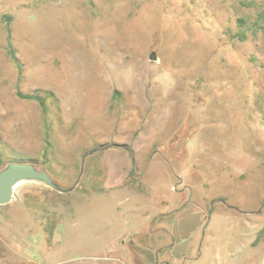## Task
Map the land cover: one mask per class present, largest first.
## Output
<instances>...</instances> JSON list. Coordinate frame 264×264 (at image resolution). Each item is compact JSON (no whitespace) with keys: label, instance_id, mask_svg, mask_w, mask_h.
Masks as SVG:
<instances>
[{"label":"rangeland","instance_id":"1","mask_svg":"<svg viewBox=\"0 0 264 264\" xmlns=\"http://www.w3.org/2000/svg\"><path fill=\"white\" fill-rule=\"evenodd\" d=\"M11 162L0 264H264V0H0Z\"/></svg>","mask_w":264,"mask_h":264},{"label":"water","instance_id":"2","mask_svg":"<svg viewBox=\"0 0 264 264\" xmlns=\"http://www.w3.org/2000/svg\"><path fill=\"white\" fill-rule=\"evenodd\" d=\"M150 58H156L154 51L151 53ZM29 179L42 180L48 186L61 192L70 190L57 185L46 170L38 169L31 162H11L0 170V205L9 203L13 198L16 185Z\"/></svg>","mask_w":264,"mask_h":264},{"label":"crops","instance_id":"3","mask_svg":"<svg viewBox=\"0 0 264 264\" xmlns=\"http://www.w3.org/2000/svg\"><path fill=\"white\" fill-rule=\"evenodd\" d=\"M163 212H166V211H163ZM188 217H194L196 219V223H195L196 225L195 224H193V225L189 224L188 223V219H187ZM200 219H201V215H199L197 213H193V214H190V215H184L183 217H181L178 220L179 222L177 223L175 229L172 230V231L174 233H177L179 231H181L183 233L184 232L187 233V231H188V234H189L188 236H190V234L192 233L193 230L196 229V227L199 228ZM187 240H188L187 242H189L190 238L187 237ZM183 256H185V254H183Z\"/></svg>","mask_w":264,"mask_h":264},{"label":"trees","instance_id":"4","mask_svg":"<svg viewBox=\"0 0 264 264\" xmlns=\"http://www.w3.org/2000/svg\"><path fill=\"white\" fill-rule=\"evenodd\" d=\"M260 16H261L260 18L262 19L263 16L262 15H260ZM255 23H258V21H256ZM10 54L12 55L14 60L18 63V65L21 67V65H20V63H19V61H18V59L16 57L14 49H10ZM18 94L20 96H22V97H25V98L38 100L41 103L43 108H46V98L50 97V98L53 99V101H57V99H56V97H55L53 92H48L47 97H44V96H42L40 94H34V93H21V92H19Z\"/></svg>","mask_w":264,"mask_h":264}]
</instances>
